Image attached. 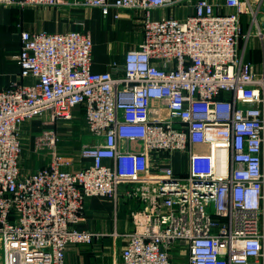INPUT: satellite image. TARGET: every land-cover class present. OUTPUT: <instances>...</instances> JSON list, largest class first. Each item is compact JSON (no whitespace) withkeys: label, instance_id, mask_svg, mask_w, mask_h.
<instances>
[{"label":"built area","instance_id":"built-area-1","mask_svg":"<svg viewBox=\"0 0 264 264\" xmlns=\"http://www.w3.org/2000/svg\"><path fill=\"white\" fill-rule=\"evenodd\" d=\"M183 1L83 0L104 15L144 13L142 41L105 72L91 70L86 34L20 33L19 73L0 90V264H66L69 246L100 237L77 229L93 197L137 204L133 230L114 235L123 242L117 264H173L176 250L188 264H264V61L260 69L245 61L239 46L240 17L256 23L258 7L225 0L230 11L219 14L196 0L183 19L151 17ZM78 107L88 164L72 172L56 127ZM36 120L43 128L32 150L49 161L23 173L22 126Z\"/></svg>","mask_w":264,"mask_h":264},{"label":"crops","instance_id":"crops-1","mask_svg":"<svg viewBox=\"0 0 264 264\" xmlns=\"http://www.w3.org/2000/svg\"><path fill=\"white\" fill-rule=\"evenodd\" d=\"M66 5L58 8L0 7V90L8 87L19 73L16 62L20 44V33H62L76 31L88 35L92 40L93 72H105L111 64L123 63L124 54L142 41L144 13L140 11L109 9L104 15L101 9L81 5L83 0H63ZM112 1L113 0H109ZM216 7L219 14L230 9L224 6L225 0H208ZM258 7L257 22L251 23L248 15H241L243 37L239 46L245 61L261 68L264 61V0H249ZM196 0H184L174 8L152 11L153 19L175 17L183 19L194 13ZM258 24V25H257ZM262 37H260L258 30ZM29 82V81H28ZM43 128L40 122H26L22 126V154L20 169L23 173H32L47 165L49 157H42L33 152L35 135ZM59 138L57 150L71 159L69 171L76 172L88 164L81 159L79 150L90 141L85 110L78 107L73 111V118L56 127ZM177 157V156H176ZM176 172H179L175 168ZM125 190L121 187V191ZM137 208L132 200L120 198L114 203L110 198L93 197L84 204L82 221L77 229L100 234L92 244H78L68 247L66 264H117L123 246L122 235L133 230L130 212ZM173 264H188L178 251L173 252Z\"/></svg>","mask_w":264,"mask_h":264},{"label":"rangeland","instance_id":"rangeland-1","mask_svg":"<svg viewBox=\"0 0 264 264\" xmlns=\"http://www.w3.org/2000/svg\"><path fill=\"white\" fill-rule=\"evenodd\" d=\"M37 121V120H36ZM34 122V121H32ZM40 122V121H38ZM41 122H40V126H41ZM174 167L177 168L179 170V173L184 174L185 170H186V159L184 156H177L174 159Z\"/></svg>","mask_w":264,"mask_h":264}]
</instances>
